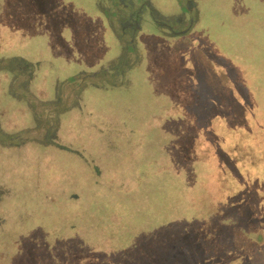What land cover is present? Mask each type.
Wrapping results in <instances>:
<instances>
[{
    "label": "rangeland",
    "instance_id": "1",
    "mask_svg": "<svg viewBox=\"0 0 264 264\" xmlns=\"http://www.w3.org/2000/svg\"><path fill=\"white\" fill-rule=\"evenodd\" d=\"M184 3L0 0V264H264V0Z\"/></svg>",
    "mask_w": 264,
    "mask_h": 264
},
{
    "label": "flooded vegetation",
    "instance_id": "2",
    "mask_svg": "<svg viewBox=\"0 0 264 264\" xmlns=\"http://www.w3.org/2000/svg\"><path fill=\"white\" fill-rule=\"evenodd\" d=\"M192 1L193 0H185L184 6H182V8L176 14L173 15L174 21L176 23L175 25H167L166 23L164 24V22L158 23L154 18H152L151 20L158 24L159 34H161L163 36H167V37L174 36L173 34H176L178 32H181V31L185 30L186 27L182 28V29L181 28L179 29V27L182 26V24L186 23V20H187V25L190 24V26H191V24L194 21V18L190 17ZM143 11H145V12L143 13ZM150 13H151V9L148 7V5H146L143 8L141 4H137V6L133 10H130L129 12L125 11V17H126L125 21L129 25L133 24L132 27L134 29H136L138 27L137 22L139 20H141V17L144 14L147 15V14H150ZM139 17H140V19H139ZM176 28H178V29H176ZM127 57H129L130 61L134 60L135 55H134V52L132 51V49L130 50V52H128ZM117 58H118V54H117Z\"/></svg>",
    "mask_w": 264,
    "mask_h": 264
},
{
    "label": "trees",
    "instance_id": "3",
    "mask_svg": "<svg viewBox=\"0 0 264 264\" xmlns=\"http://www.w3.org/2000/svg\"><path fill=\"white\" fill-rule=\"evenodd\" d=\"M19 60V59H18ZM113 121H115V120H113ZM176 144V143H175ZM177 145V144H176ZM48 146H51V145H48ZM58 147V146H57ZM62 149V150H65V151H67V152H70V153H72V154H76L77 155V152L75 151V150H70V149H68V148H66V147H58L57 149ZM182 154H186V153H181V155H179V158H181V157H183V155ZM114 171L112 170V172L110 173L111 174V176L114 174L113 173ZM96 174H99L100 175V171L98 170V168H97V170H96ZM203 224H205V223H203V222H201L199 225H198V228L197 229H194V230H185L184 232H180V231H175V229H172L171 227H170V229H165V230H168L167 232H165L164 234H165V236H167L169 239H170V241H171V243L173 242V244H175L177 247H178V245H179V248H182V249H184L185 248V246L186 245H183L182 246V244H181V241H182V239H184L183 237H186L187 236V234L188 233H192V232H194V231H203L202 232V235H200L199 237H203V235H206V231H205V227L203 226ZM219 225V224H218ZM217 229H221V227H220V225H219V227L217 228ZM210 231H212V232H216V228H212ZM178 232H180L179 234V236H174L175 234H177ZM183 243V242H182ZM225 248H227V247H225ZM225 250V249H224ZM228 251V250H227ZM227 259V258H226ZM226 259H224L220 264H226L227 262H229L228 260L226 261Z\"/></svg>",
    "mask_w": 264,
    "mask_h": 264
},
{
    "label": "crops",
    "instance_id": "4",
    "mask_svg": "<svg viewBox=\"0 0 264 264\" xmlns=\"http://www.w3.org/2000/svg\"><path fill=\"white\" fill-rule=\"evenodd\" d=\"M17 59H19V58H17ZM33 77V76H32ZM32 77H31V79L29 80V83L31 82V80H32Z\"/></svg>",
    "mask_w": 264,
    "mask_h": 264
}]
</instances>
